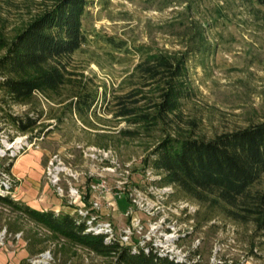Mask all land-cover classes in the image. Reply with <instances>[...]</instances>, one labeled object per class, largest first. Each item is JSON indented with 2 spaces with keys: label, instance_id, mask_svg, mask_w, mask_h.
I'll return each instance as SVG.
<instances>
[{
  "label": "rangeland",
  "instance_id": "rangeland-1",
  "mask_svg": "<svg viewBox=\"0 0 264 264\" xmlns=\"http://www.w3.org/2000/svg\"><path fill=\"white\" fill-rule=\"evenodd\" d=\"M54 1L0 0V41L10 43ZM192 18L208 28L211 54L189 62L194 96L183 101L174 123L165 126L166 133L211 140L264 122V6L247 0H90L83 19L88 42L66 57V84L59 93L49 96L37 91L26 104L5 102L6 96L0 91V138L15 141L17 159L23 155L19 150L35 141L31 150L45 151V171L57 157L54 162L61 170L63 196L58 195L46 173L44 181L54 199L63 202L59 213L82 218L81 212L93 211L102 216L101 222H112L118 234L134 219L141 220L143 234L149 230L150 221H159L170 227L169 231H177V249L199 264H264V232L257 230L254 221H236L226 214L224 205L202 203L164 183V176L153 168L149 156L165 132L155 129L148 134L143 132L145 126L132 125L114 115L118 99L134 91L135 98L142 99L143 111L153 107L158 90L153 86L142 88L134 75L140 62L138 48L147 45L180 51L185 24ZM5 51L0 43V57ZM80 92L98 94L96 108L85 121L66 109ZM39 114L37 127L27 133L18 132L10 122L9 115ZM94 149L111 155L103 159ZM102 178L114 192L99 197L91 185ZM14 179L19 181L15 175ZM72 189L81 198L72 195ZM253 190L264 191V176ZM121 192L122 196H116ZM139 195L141 204H149L146 208L133 205ZM94 203L99 204L97 209ZM4 226H29L32 244L45 242L43 253H51L49 264L117 261L115 252L90 253L87 247L76 248L68 241L60 245L61 238L42 232L43 228L32 226L12 209H0V232Z\"/></svg>",
  "mask_w": 264,
  "mask_h": 264
},
{
  "label": "trees",
  "instance_id": "trees-1",
  "mask_svg": "<svg viewBox=\"0 0 264 264\" xmlns=\"http://www.w3.org/2000/svg\"><path fill=\"white\" fill-rule=\"evenodd\" d=\"M247 1L264 6V0ZM89 2L55 0L10 43L0 41L6 50L0 57V91L6 96L5 102L26 104L37 91L47 96L61 91L68 80L66 57L88 42L83 19ZM182 37L180 51H163L147 45L138 48L140 62L134 75L142 88L153 86L159 95L147 111L142 110V99L135 98V91L120 97L118 111L114 112L116 118L145 126L143 132L148 134L155 129L166 133L165 126L174 123L183 101L194 96L189 62L195 57L211 54L212 45L205 24L188 19ZM72 99L66 109L85 121L96 108L98 94L80 92ZM9 116L18 132L27 133L37 127L42 115ZM16 159L13 157L8 162V171ZM149 161L164 176L165 184L180 188L187 196L202 203L222 204L230 218L243 223L254 221L257 230L264 232V191L253 190L264 176V122L217 135L211 140L166 133ZM0 203L42 225L52 232L53 238H64L100 255L115 252V264H190L153 249L147 251L106 243L103 236L85 233L86 222L70 214L38 211L12 196L0 195Z\"/></svg>",
  "mask_w": 264,
  "mask_h": 264
},
{
  "label": "built area",
  "instance_id": "built-area-1",
  "mask_svg": "<svg viewBox=\"0 0 264 264\" xmlns=\"http://www.w3.org/2000/svg\"><path fill=\"white\" fill-rule=\"evenodd\" d=\"M35 94V93H34ZM35 144V141L26 144V148H22V151L19 150V154L22 155L33 147ZM15 145L14 142H10L8 139L4 140L0 138V195L1 196H12L15 197V191H16V184L18 181H15L14 175H12V171H8L6 169V165L14 156V150L13 146ZM95 154L97 156L102 157L103 159H109L111 153L109 151L101 150V149H94ZM57 159V157H54L52 159L45 171L46 178L49 180V182L56 187V191L58 192L59 196H63V189L60 186L61 185V170L59 168H56L54 160ZM3 160H6L3 162ZM75 179H77L78 175L74 173L72 175ZM91 189L93 192L96 193L99 197H102L103 195H108L114 192L113 187H110L108 182L105 179H101L98 183L92 184ZM72 195H78L79 198H81V195L76 191L75 189L71 190ZM116 196H122L121 193H116ZM138 199L135 197L133 199V205L141 206L142 208H146L148 206V203L141 204L142 197L139 195L137 196ZM146 205V206H145ZM94 207L96 209L99 207L98 203H94ZM0 209H3L4 211H9L12 209L9 206H6L4 204L0 203ZM132 212V211H131ZM134 213V212H133ZM82 220L86 222V230L85 233H91L95 236H103L106 243H117L120 247H131L133 249H146L147 251L150 249L155 250L156 252L160 253L161 255L170 256L172 258H175L179 261H185L189 262L190 264H196L197 261L190 260L188 253H183L182 249H177L176 246V239L179 238V234L177 231L172 230L169 231L168 227H165L163 223L154 222L151 221L148 223L149 230L147 233L143 234L144 227L141 225V220H133L132 224L127 228L123 229L121 233H117L116 229L112 222L110 221H100L101 215H97L93 211H87V212H81ZM132 213H129V216H131ZM80 218V217H79ZM165 222V220H163ZM40 228V227H38ZM171 229V228H170ZM47 233L50 236H53L52 232H50L48 229L43 228V231ZM159 234V237H155L156 234ZM7 235V230L4 228L0 232V244H3L4 239ZM134 235H137L135 240L132 239L135 237ZM66 239L61 238L58 240L60 245L66 243ZM77 248H84L81 245H75ZM88 250V249H87ZM89 251V250H88ZM90 253H93L90 251ZM51 259V253L48 251L46 253L40 254L39 258L31 260L30 264H49V260Z\"/></svg>",
  "mask_w": 264,
  "mask_h": 264
},
{
  "label": "crops",
  "instance_id": "crops-1",
  "mask_svg": "<svg viewBox=\"0 0 264 264\" xmlns=\"http://www.w3.org/2000/svg\"><path fill=\"white\" fill-rule=\"evenodd\" d=\"M46 153L43 149L31 150L20 156L12 167L13 174L17 177L18 186L15 191L16 201L38 211H54L59 213L63 209V202L57 201L52 196L50 186L44 181ZM32 226L45 228L22 217ZM29 227V226H28ZM28 227L16 228L4 226L9 238L0 244V264H28L44 251L41 240L37 245L32 244L28 235ZM39 238L35 235V238ZM70 245H74L70 243Z\"/></svg>",
  "mask_w": 264,
  "mask_h": 264
}]
</instances>
